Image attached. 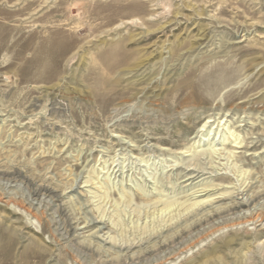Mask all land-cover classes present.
<instances>
[{
	"label": "rangeland",
	"instance_id": "374dc122",
	"mask_svg": "<svg viewBox=\"0 0 264 264\" xmlns=\"http://www.w3.org/2000/svg\"><path fill=\"white\" fill-rule=\"evenodd\" d=\"M0 264H264V0H0Z\"/></svg>",
	"mask_w": 264,
	"mask_h": 264
},
{
	"label": "bare ground",
	"instance_id": "6f19581e",
	"mask_svg": "<svg viewBox=\"0 0 264 264\" xmlns=\"http://www.w3.org/2000/svg\"><path fill=\"white\" fill-rule=\"evenodd\" d=\"M209 123V122H208Z\"/></svg>",
	"mask_w": 264,
	"mask_h": 264
}]
</instances>
